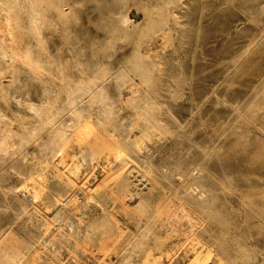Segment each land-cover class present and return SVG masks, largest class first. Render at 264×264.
Returning <instances> with one entry per match:
<instances>
[{"label":"rangeland","instance_id":"1","mask_svg":"<svg viewBox=\"0 0 264 264\" xmlns=\"http://www.w3.org/2000/svg\"><path fill=\"white\" fill-rule=\"evenodd\" d=\"M0 258L264 264V0H0Z\"/></svg>","mask_w":264,"mask_h":264},{"label":"bare ground","instance_id":"2","mask_svg":"<svg viewBox=\"0 0 264 264\" xmlns=\"http://www.w3.org/2000/svg\"><path fill=\"white\" fill-rule=\"evenodd\" d=\"M60 8H61V7H60ZM36 12H37V11H36ZM10 16H11V15H10ZM14 23H15V22H14ZM17 24H19V23H17ZM19 25H20V24H19ZM11 29H12V28H11ZM11 29H9V30H11ZM15 30H16V29H15ZM14 32H15V31H13L12 33H14ZM14 35H15V34H14ZM14 38H15V37H14ZM15 42H16V39H15ZM17 42H18V41H17ZM25 57H26V56H25ZM27 57H28V56H27ZM27 60H28V59H27ZM34 71H36V70H34ZM51 114H52V113H51ZM86 120H87V119H86ZM108 120H110V119H108ZM83 122H84V121H83ZM110 122H111V121H110ZM84 123H85V122H84ZM99 125H100V124H99ZM103 125H104V123H103ZM111 125H112V124H111ZM85 126H86V125H85ZM87 126H89V124H88ZM83 127H84V126H83ZM83 127L81 128L82 130L86 129V127H84V128H83ZM89 127H90V126H89ZM92 127H93V126H92ZM94 128H95V127H94ZM98 130H99V129H98ZM106 130H107V129H106ZM90 131H91V130H90ZM90 131H89V132H90ZM95 131H96V130H95ZM108 131H109V130H108ZM84 132H85V131H84ZM78 133H80V132L78 131ZM82 133H83V132H82ZM91 133H92V131L90 132V134H91ZM86 134H87V133H86ZM79 135H80V134H79ZM81 136H82V134H81ZM86 137H87V136H86ZM118 138H119V137H118ZM82 139H85V138H82ZM82 139H81V140H82ZM79 140H80V139H79ZM66 142H67V141H66ZM66 146H67V145H66ZM135 146H136V145H135ZM65 151H66V150H65ZM67 151H68V150H67ZM69 151H70V150H69ZM119 151H120V150H118V153H119ZM61 152L63 153V152H64V149L61 148ZM115 152H116V151H115ZM149 152H150V151H149ZM118 153H117V154H118ZM117 156H118V155H116V157H117ZM67 157H68V156L65 155V159H66ZM118 158H119V157H118ZM62 159H64V158H62ZM126 161H127V160H126ZM175 167H176V166H175ZM143 168H144V167H143ZM137 170H138V169H137ZM178 170H179V169H178ZM77 171H78V170H77ZM169 171H170V170H169ZM62 172H63V171H62ZM152 172H153V171H152ZM170 174H172V173H169V175H170ZM176 174H177V173H176ZM145 176H146V175H145ZM68 180H69V178H68ZM72 180H73V179H72ZM72 180H71V181H72ZM73 182H74V181H73ZM125 182H126V181H125ZM151 182H152V181H151ZM123 187H124V186H123ZM34 192H35V191H34ZM41 192H42V191H41ZM36 193H37V192H36ZM146 196H147V195H146ZM199 204H200V203H199ZM182 205H183V204H182ZM185 209H186V208H185ZM188 210H189V209H188ZM140 218H141V217H140ZM95 220H96V219H95ZM93 221H94V220H93ZM92 223H93V222H92ZM108 225H109V224H108ZM86 226H87V225H86ZM49 227H50V226H49ZM107 227H108V226H107ZM137 227H138V226H137ZM108 229H109V227H108ZM110 229H111V228H110ZM86 230H87V229H86ZM94 230H95V228H94ZM151 231H152V230H151ZM105 232H106V231H105ZM150 234L152 235V233H150ZM87 235H88V234H87ZM108 235H109V234H108ZM90 236H91V234H90ZM92 236H93V235H92ZM90 238H91V237H90ZM88 239H89V238H88ZM123 241H124V240H123ZM107 253H108V252H107ZM14 254H15V253H14ZM15 255H17V254H15ZM15 255H14V256H15ZM0 260H1V258H0ZM8 260H9V259H8Z\"/></svg>","mask_w":264,"mask_h":264}]
</instances>
